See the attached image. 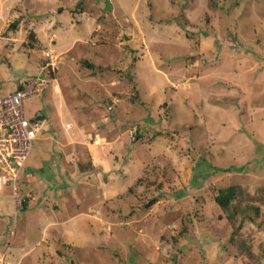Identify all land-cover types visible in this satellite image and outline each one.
<instances>
[{
    "label": "rangeland",
    "instance_id": "374dc122",
    "mask_svg": "<svg viewBox=\"0 0 264 264\" xmlns=\"http://www.w3.org/2000/svg\"><path fill=\"white\" fill-rule=\"evenodd\" d=\"M48 60L0 264H264V0H0V96Z\"/></svg>",
    "mask_w": 264,
    "mask_h": 264
},
{
    "label": "built area",
    "instance_id": "2783aa9c",
    "mask_svg": "<svg viewBox=\"0 0 264 264\" xmlns=\"http://www.w3.org/2000/svg\"><path fill=\"white\" fill-rule=\"evenodd\" d=\"M50 67L56 69L52 60L41 66L36 77L22 83L23 89L0 96V181L6 185L16 187L18 184L42 126L41 121L26 117L24 102L47 88L49 78L46 75Z\"/></svg>",
    "mask_w": 264,
    "mask_h": 264
},
{
    "label": "trees",
    "instance_id": "16d2710c",
    "mask_svg": "<svg viewBox=\"0 0 264 264\" xmlns=\"http://www.w3.org/2000/svg\"><path fill=\"white\" fill-rule=\"evenodd\" d=\"M88 66H90L91 68H94L93 65H88ZM56 72H57L56 69L54 70L52 67H50L49 73L46 76L48 78H51V76H54V73H56ZM23 88H24V86L22 84L18 86V90L23 89ZM134 99H136V98H134ZM44 119H45V116L42 114H39L35 120L36 121H42ZM134 125H136V124H134ZM142 126H143V124L141 123V126L139 125L138 129H136V134H138L139 137H142L144 135V133H142V129H143ZM144 126L146 129H148L150 124L147 123ZM215 170L219 171V172H225V169H223V168L219 169V170L218 169H215ZM215 173L216 172L214 171V172H212L211 175H215ZM236 190H237V188L234 186L220 189L219 195H217L215 198L216 204L218 206H220L224 211L229 213V219L235 218V215H237V216L243 215L244 216V215L248 214L247 208L240 209L238 207H234L233 202H234V198L236 196ZM154 203H155V200H152L150 202L151 205H153ZM232 205L234 207L233 209H232ZM252 209H253V211L258 212V208L254 207ZM232 210H233V214H232Z\"/></svg>",
    "mask_w": 264,
    "mask_h": 264
}]
</instances>
